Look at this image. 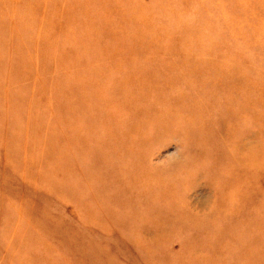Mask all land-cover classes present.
I'll use <instances>...</instances> for the list:
<instances>
[{"label":"rangeland","instance_id":"374dc122","mask_svg":"<svg viewBox=\"0 0 264 264\" xmlns=\"http://www.w3.org/2000/svg\"><path fill=\"white\" fill-rule=\"evenodd\" d=\"M0 264H264V0H0Z\"/></svg>","mask_w":264,"mask_h":264}]
</instances>
